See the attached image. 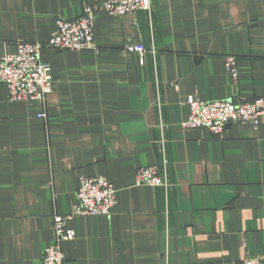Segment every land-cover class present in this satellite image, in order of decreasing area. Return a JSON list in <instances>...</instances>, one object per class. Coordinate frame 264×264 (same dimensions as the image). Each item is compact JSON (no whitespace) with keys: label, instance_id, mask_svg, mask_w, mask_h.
I'll use <instances>...</instances> for the list:
<instances>
[{"label":"crops","instance_id":"1","mask_svg":"<svg viewBox=\"0 0 264 264\" xmlns=\"http://www.w3.org/2000/svg\"><path fill=\"white\" fill-rule=\"evenodd\" d=\"M102 1L0 0V56L45 43L57 17L95 11L94 48L42 49L54 78L43 101H10L0 83V264H41L54 215L74 210L88 176H106L116 203L110 215L71 220L64 264L263 257L264 115L221 134L180 123L189 96L264 97V0H151L149 13L121 16ZM136 43L154 54L124 50ZM150 165L166 187L136 184Z\"/></svg>","mask_w":264,"mask_h":264},{"label":"built area","instance_id":"2","mask_svg":"<svg viewBox=\"0 0 264 264\" xmlns=\"http://www.w3.org/2000/svg\"><path fill=\"white\" fill-rule=\"evenodd\" d=\"M151 0H103L102 6L111 15L134 13L136 10L150 12ZM95 11L84 6L82 14L77 18L57 17L54 21L55 30L45 43L17 42L12 53L0 56V83L4 84L9 100L34 101L44 100L51 91L54 78L50 74V65L41 59L44 47L55 50H74L94 48ZM126 52L154 54V45L146 47L142 43L127 44ZM226 71L237 78L236 59L227 56ZM189 108L188 117L180 125L183 129L205 128L212 134H221L230 122L247 121L258 125L259 116L264 115V97L252 100L233 102L228 99L203 101L194 96L186 100ZM43 116V114H42ZM136 184L152 187L168 185L167 178L161 175L155 165L141 166L135 172ZM76 192L77 203L74 210L66 215H54V243L43 251L41 264H64L66 254L61 242L71 240L75 232L70 226L75 216L110 215L116 203V189L106 176L81 177ZM243 264H264L263 257L246 256Z\"/></svg>","mask_w":264,"mask_h":264}]
</instances>
